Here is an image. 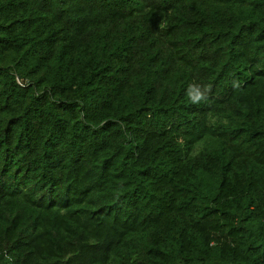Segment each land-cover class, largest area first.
<instances>
[{"label":"trees","instance_id":"1","mask_svg":"<svg viewBox=\"0 0 264 264\" xmlns=\"http://www.w3.org/2000/svg\"><path fill=\"white\" fill-rule=\"evenodd\" d=\"M0 264H264V0H0Z\"/></svg>","mask_w":264,"mask_h":264}]
</instances>
